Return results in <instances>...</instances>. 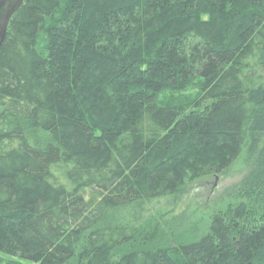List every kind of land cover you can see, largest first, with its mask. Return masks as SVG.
<instances>
[{
  "label": "trees",
  "instance_id": "trees-1",
  "mask_svg": "<svg viewBox=\"0 0 264 264\" xmlns=\"http://www.w3.org/2000/svg\"><path fill=\"white\" fill-rule=\"evenodd\" d=\"M263 66L264 0H24L0 47V264H264ZM247 145L197 232L113 219Z\"/></svg>",
  "mask_w": 264,
  "mask_h": 264
},
{
  "label": "rangeland",
  "instance_id": "rangeland-1",
  "mask_svg": "<svg viewBox=\"0 0 264 264\" xmlns=\"http://www.w3.org/2000/svg\"><path fill=\"white\" fill-rule=\"evenodd\" d=\"M203 17L206 18L207 15ZM260 73L263 74L264 81V66L261 67ZM100 101L103 102L102 99ZM98 105L105 108L104 113L100 110L101 113L94 115L100 125L104 123L117 125L118 120L125 119L115 103L109 105L104 103L103 106L98 103ZM39 135L42 136V133ZM252 153L250 146L247 145L223 171L202 176L194 177L195 172L203 167L202 165L196 168L187 165L183 171H177L180 175H175L176 179L179 176L177 191L163 196L143 197L134 204L115 211L113 219L129 223L141 233L152 234L158 230L166 233L170 229H174L176 233L183 231L185 235L190 234L189 232H197L201 226L206 225L216 209L225 207L229 201L238 198L236 188L251 169ZM182 159L185 161L190 158L184 156ZM170 166L176 171L180 170L182 165L175 163ZM23 261L25 264H39L32 260Z\"/></svg>",
  "mask_w": 264,
  "mask_h": 264
},
{
  "label": "water",
  "instance_id": "water-1",
  "mask_svg": "<svg viewBox=\"0 0 264 264\" xmlns=\"http://www.w3.org/2000/svg\"><path fill=\"white\" fill-rule=\"evenodd\" d=\"M23 2L24 0H0V47L6 37L13 14Z\"/></svg>",
  "mask_w": 264,
  "mask_h": 264
}]
</instances>
